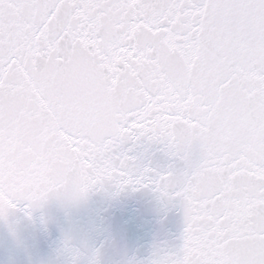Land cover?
<instances>
[{"label":"snow or ice","instance_id":"1","mask_svg":"<svg viewBox=\"0 0 264 264\" xmlns=\"http://www.w3.org/2000/svg\"><path fill=\"white\" fill-rule=\"evenodd\" d=\"M106 184L180 203L147 264H264V0H0V220Z\"/></svg>","mask_w":264,"mask_h":264},{"label":"water","instance_id":"2","mask_svg":"<svg viewBox=\"0 0 264 264\" xmlns=\"http://www.w3.org/2000/svg\"><path fill=\"white\" fill-rule=\"evenodd\" d=\"M132 154L155 170L170 163L156 147L138 144ZM183 229L178 201L106 184L79 202L52 198L32 219L16 211L0 220V264H72L65 241L85 258L98 253L99 264H147L154 252L178 250Z\"/></svg>","mask_w":264,"mask_h":264}]
</instances>
